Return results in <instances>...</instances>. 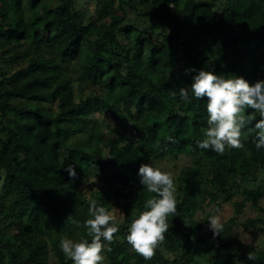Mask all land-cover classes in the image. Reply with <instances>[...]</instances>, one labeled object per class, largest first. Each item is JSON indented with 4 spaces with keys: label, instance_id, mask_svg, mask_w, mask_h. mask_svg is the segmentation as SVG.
Segmentation results:
<instances>
[{
    "label": "trees",
    "instance_id": "obj_1",
    "mask_svg": "<svg viewBox=\"0 0 264 264\" xmlns=\"http://www.w3.org/2000/svg\"><path fill=\"white\" fill-rule=\"evenodd\" d=\"M80 3L0 0V264H71L58 240L85 235L72 221L87 216L89 198L122 209L107 264H264V247L249 259L226 225L212 235L211 213L196 217L234 192L243 198L232 201L229 221L246 202L261 210L264 148L247 129L241 149L196 148L207 126L203 101L185 103L178 93L190 68L264 79V0H96L93 12ZM104 112L120 118L121 133L129 123L128 141L95 118ZM179 155L189 164L174 177L177 211L145 259L124 240L133 212L152 195L136 170L142 158ZM257 222L264 219L243 227Z\"/></svg>",
    "mask_w": 264,
    "mask_h": 264
},
{
    "label": "clouds",
    "instance_id": "obj_2",
    "mask_svg": "<svg viewBox=\"0 0 264 264\" xmlns=\"http://www.w3.org/2000/svg\"><path fill=\"white\" fill-rule=\"evenodd\" d=\"M187 71L193 73L191 82L178 88L179 98L185 103L202 100L207 116L202 138L194 141L196 148L218 154H223L226 148L241 149L245 129L256 149L264 148V79L249 83L242 76L216 74L205 67ZM166 139L172 141L173 137L169 135ZM64 168L69 177L75 176L71 163ZM136 176L138 183L152 195L133 212L124 240L136 253L149 259L170 227L169 216H175L177 211L176 184L171 171L149 160L139 164ZM206 221L213 236L222 231L223 224L216 215H209ZM72 222L78 227L82 224L85 235L76 239L62 236L58 240L60 251L71 264H103L106 242H111L119 231L115 216L97 199L89 198L87 216L83 221Z\"/></svg>",
    "mask_w": 264,
    "mask_h": 264
},
{
    "label": "rangeland",
    "instance_id": "obj_3",
    "mask_svg": "<svg viewBox=\"0 0 264 264\" xmlns=\"http://www.w3.org/2000/svg\"><path fill=\"white\" fill-rule=\"evenodd\" d=\"M80 10H88L89 12H93L95 9L96 0H80ZM189 76H192L193 73L189 72ZM75 95L78 96L79 88H77L76 83L74 86ZM86 91H89V88H86ZM46 106L55 107V102L48 100L46 102ZM95 118L103 119L105 121V126H110L113 129V133L120 134L122 136V140H129V123L126 122L124 124V130L121 133L120 127L122 125V121L120 118L113 117L107 112L102 114L95 113ZM104 139H108L107 136ZM149 161L153 162L156 166L163 168L164 170H169L173 173L175 177L178 171L185 165L189 164V158L185 155H179L177 158H165V159H147L142 158L143 163H147ZM92 179H87L85 183L82 184L83 189L88 192L92 185H90ZM97 183V182H95ZM94 186V185H93ZM233 198L229 200H225V196H218L216 201H208L205 204L202 210H198L196 217L199 219L207 213H211L212 215H216L223 225L227 226V231L230 236L234 237L238 241H240L244 246L247 245L248 248H244L247 251V255L253 256L256 251L264 247V224L261 222H257L252 228L245 229L243 227V223L246 222L248 218L260 217L264 219V196H262L259 200V204L261 206V210L256 209L250 202H246V205L243 207L242 212L238 214L237 218L234 221H229L230 217L234 214V208L232 205V201L240 200L243 198V195L240 192H234ZM110 214L114 215L118 222L122 221V209L121 207H114ZM213 257L217 258L218 262H223V256L219 257L218 253L212 252ZM197 259L201 263H206L207 259L204 256H198ZM103 264H107V261L104 259Z\"/></svg>",
    "mask_w": 264,
    "mask_h": 264
}]
</instances>
